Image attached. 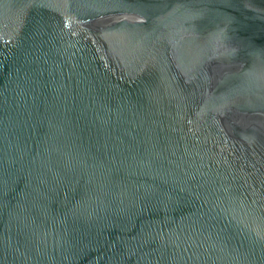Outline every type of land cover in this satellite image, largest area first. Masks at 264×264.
Listing matches in <instances>:
<instances>
[{
  "label": "water",
  "instance_id": "water-1",
  "mask_svg": "<svg viewBox=\"0 0 264 264\" xmlns=\"http://www.w3.org/2000/svg\"><path fill=\"white\" fill-rule=\"evenodd\" d=\"M0 264H264V0H0Z\"/></svg>",
  "mask_w": 264,
  "mask_h": 264
}]
</instances>
